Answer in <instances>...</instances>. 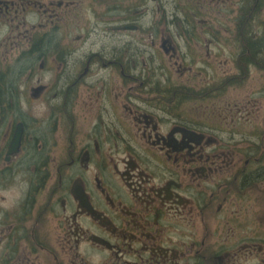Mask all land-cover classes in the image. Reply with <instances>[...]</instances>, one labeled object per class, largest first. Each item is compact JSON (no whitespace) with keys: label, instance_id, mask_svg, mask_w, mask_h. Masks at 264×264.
Instances as JSON below:
<instances>
[{"label":"flooded vegetation","instance_id":"flooded-vegetation-1","mask_svg":"<svg viewBox=\"0 0 264 264\" xmlns=\"http://www.w3.org/2000/svg\"><path fill=\"white\" fill-rule=\"evenodd\" d=\"M0 264H264V0H0Z\"/></svg>","mask_w":264,"mask_h":264},{"label":"rangeland","instance_id":"rangeland-1","mask_svg":"<svg viewBox=\"0 0 264 264\" xmlns=\"http://www.w3.org/2000/svg\"><path fill=\"white\" fill-rule=\"evenodd\" d=\"M42 77H44L46 80L51 78L49 73H42ZM36 80H37V77H34V76L33 77H28L26 79V83H24V81H23V85L26 84V86H29V85L31 86L33 83H35ZM30 96H31V94L29 93L28 90H26V101L27 102H33L34 101ZM38 106H39V102L35 103L34 107L36 108ZM34 110L35 109H33L32 111H34Z\"/></svg>","mask_w":264,"mask_h":264}]
</instances>
